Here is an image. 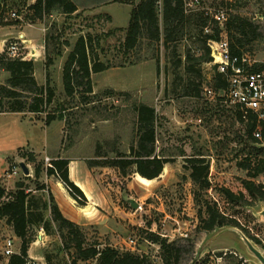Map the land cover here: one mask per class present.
I'll return each instance as SVG.
<instances>
[{
  "label": "rangeland",
  "instance_id": "374dc122",
  "mask_svg": "<svg viewBox=\"0 0 264 264\" xmlns=\"http://www.w3.org/2000/svg\"><path fill=\"white\" fill-rule=\"evenodd\" d=\"M141 1L116 0L119 6L105 5L98 9V13H111L114 18L108 14L66 15L56 10L43 21H34L27 16L31 0L9 2L0 12V28L6 30L9 26L17 25L22 30L26 27L28 30L39 29L43 32L45 29L46 34L52 33L54 36L51 48L56 46L62 51V56L57 57L51 71L57 95L48 110L62 111L65 115L63 149L66 153L94 158L99 143L112 157L116 149L129 152L136 140V116L132 109L135 101L154 106L161 116L158 150L169 162L160 178L148 180L136 174L128 180L113 169L102 168L93 170L96 178L88 175L87 187H107L111 196L119 199L120 208L104 211L107 220L104 228L100 229L97 225L84 228L87 245H99L101 248L110 245L148 256L152 264H166L160 246L148 240L147 232H156L181 248L179 264H256L236 234L226 232L217 237L228 226L211 233L199 229L200 215L206 209L205 199L210 203L217 202L226 216L236 218L250 232L249 238L264 253V219L257 214L264 208V202L253 207L233 205L222 199L217 192L220 187L236 192L242 189V179L247 175L239 166L247 153L244 150L247 149L244 127L236 118L233 108L208 100L203 93L201 98L193 99L180 98L170 92L174 78L172 61L162 43L150 44L143 41L141 48L125 54L123 43L127 28L121 29L118 26L128 24L131 3ZM203 1L210 8L217 5L229 7L232 13L247 16L260 25L263 37L250 48L249 54L254 60L264 62V23L255 20L256 15L264 14V0H244L245 6L237 10L222 4V0ZM12 10L20 12V21L9 17ZM107 33L111 34L105 36ZM88 34L101 37L96 51L102 61L111 63L114 67L93 76L92 102L84 104L79 94L75 99L67 97L62 84L61 67L79 37ZM186 47H191V43L184 41L179 44L178 53L184 55ZM40 70L46 75L45 67L40 68L39 73ZM215 73L213 63L204 65L207 84L214 83ZM8 77L7 72H1L0 83H6ZM124 93H129L131 97ZM44 116L46 114L39 117ZM3 121L6 123L8 120L3 116L0 123ZM24 121L23 134L26 138L36 140L41 156L58 150L62 138L60 122H55L48 128L40 118H36L33 123L28 118ZM199 154H203L201 157H205L210 164L211 188L203 191L202 198L198 201L195 192L199 189L191 180L188 159ZM42 159L38 157L37 162L32 163L33 181L37 164H44ZM87 165L83 162L80 170L88 174ZM23 179L24 176L20 173L14 180H2V184L9 191H14L16 183ZM258 181L264 184V174ZM39 183L46 184L44 173ZM32 188L36 189L35 182L32 183ZM34 192L44 197L48 194V191ZM130 199L138 204L137 208H133ZM247 230L246 233L243 231L246 235ZM13 231L8 222H0V264H8L10 259L3 255L4 243L8 237H13L15 248L20 253L21 241ZM31 234L35 241L30 253L38 259L29 258L28 262L38 260L41 264H46L45 251L56 253L59 248L64 247L58 233L49 235L43 228H35ZM252 237L259 239L260 243H256ZM130 238L136 240L135 246L129 244ZM62 255H65L68 264H74V250L62 251ZM230 255L234 258H228ZM174 263L175 260H172L171 264ZM77 264H97V261L79 260Z\"/></svg>",
  "mask_w": 264,
  "mask_h": 264
},
{
  "label": "trees",
  "instance_id": "16d2710c",
  "mask_svg": "<svg viewBox=\"0 0 264 264\" xmlns=\"http://www.w3.org/2000/svg\"><path fill=\"white\" fill-rule=\"evenodd\" d=\"M17 0H0V12L8 6L9 2ZM27 1V0H24ZM116 1V0H115ZM132 4L130 21L127 27L126 39L123 43L125 54L142 47L143 41L148 43H162L171 56L173 68V83L170 92L180 98L198 99L204 92L205 81L204 65L213 62L211 41L222 39L226 32L230 41L232 52L235 54H249L250 48L259 41L263 35L260 25L251 18L232 13L229 7L217 5L213 8L226 9L228 19L224 26L204 10L189 11L185 0H142ZM235 10L244 7V0H222ZM201 7H206L201 0ZM31 20L43 21L54 11L66 15L75 14L78 8L74 0H37L29 5ZM1 20V19H0ZM210 32H206V27ZM107 33L105 36H109ZM101 37L92 34L79 37L68 53L63 67L64 91L69 98L75 99L77 95L84 104H90L94 93L93 75L105 72L114 66L104 62L96 51ZM54 36L46 34V84L40 85L35 76L36 63L33 59H13L5 51L0 55V73L7 72L9 77L6 83H0V113L20 112L33 114H46V125L55 120H64L62 111H49L48 107L56 99V89L52 82L51 71L55 66L57 57L62 56L61 49L56 46L51 48ZM184 41L190 42L191 47H186L184 55L178 53V46ZM188 44V43H187ZM252 45V47H251ZM250 55V54H249ZM263 63L255 65L252 69L262 67ZM227 80L216 69L212 86L217 90L227 88ZM124 95L131 97L129 93ZM136 116V140L131 145L129 152L116 149L112 157L105 147L99 143L94 158L87 160L90 170L96 168L113 169L123 178L133 175L154 180L164 174L165 166L169 162L158 148L159 129L161 116L154 106L144 102L135 101L132 105ZM236 118L243 125L246 136V155L239 162L240 168L246 171V178L242 179V189L239 192L227 187H220L217 192L233 205L253 207L264 202V184L258 181L264 174V120H260L256 113L250 111L244 118L238 111ZM28 160L36 163L37 158L33 153L28 155ZM203 154L195 155L188 159L191 170V180L196 184V199L202 198V192L211 188L210 164ZM70 161L68 159H53L52 166L45 168L39 162L36 166L35 179L25 176L16 183L15 190L9 191L0 184V222L6 221L13 227L15 235L21 241L19 254L13 255L8 264H27L29 250L35 239L32 230L43 228L49 234L58 233L64 247L55 252L45 251L46 264H68L62 251L74 250L77 264L79 260L94 259L97 264H152L150 258L130 250H121L106 245H87L86 231L80 225L69 220L62 213L53 193L48 190L45 183L40 184L39 179L45 171L49 177H54L65 185L71 197L81 206L88 203L83 190L70 178ZM44 166V168H43ZM36 183V189L32 183ZM48 191L47 197L34 192ZM205 213H201V231L211 233L216 229L234 226L247 230L236 218L226 216L218 207V203H210L205 199ZM49 213V215H47ZM206 215V216H205ZM248 237H250V232ZM148 240L156 243L162 250L166 264H179L181 248L175 242L156 232H147ZM260 243L259 239H255ZM228 258H234L230 255ZM239 264V263H233Z\"/></svg>",
  "mask_w": 264,
  "mask_h": 264
},
{
  "label": "crops",
  "instance_id": "0c3cea01",
  "mask_svg": "<svg viewBox=\"0 0 264 264\" xmlns=\"http://www.w3.org/2000/svg\"><path fill=\"white\" fill-rule=\"evenodd\" d=\"M74 2L78 8V11L75 14L77 13L94 14L96 16H100L101 14H108L112 18H114V16L111 13H101V12L98 13V9L105 5L119 6V4L115 2V0H74ZM128 25L129 22L126 26H118V27L123 29V28H127ZM45 32H46L45 29L42 32L39 29L28 30L26 27L25 29L22 30L17 25L9 26L7 27L6 30L5 28H0V55L3 54L5 51H7L6 47L8 44L6 45V43H9V39L18 38L21 35L27 38V43L25 44L27 52L29 50H32L33 52L35 51L36 54V58L33 59L36 63L35 76L40 85L46 84L45 73L42 72L41 70L39 73V69L40 68L43 69L45 67V61H46ZM64 64L65 62L61 67L62 84H63ZM41 115L43 116V114ZM3 116L7 118L8 121H5L6 123H4V121L0 123V129H4L0 131V166H1L0 184H2V180H4L5 172L15 162L23 161L24 163H26L30 167V176H32L33 162L29 161L28 156H25L24 154L28 155L30 153H33L37 159L38 157L44 159V157L46 156L52 159H57V158L68 159L70 161V165H69L70 178L85 193L88 200L87 205L81 206L80 204H78V202L71 197L69 191L67 190V188L63 183H61L59 180H57L54 177H49L46 174V172H43L45 174V182L46 184H49V187H47L48 190H50L53 193L62 213L66 218L80 225L81 227H83V229L93 225L95 226L97 225L98 228L100 229L104 228L103 226L105 225V221H107L104 211L108 212V209H113V210L116 208L119 209L120 201L119 199H116L114 195L111 196L110 191L107 187H101L100 184H99L100 187H87L86 182L89 179L88 175L93 176L95 178L96 176L94 175V171L90 170L89 167L87 168L88 174L80 169L83 162H86L87 164V160L91 158L77 156L72 152L66 153L67 151L63 149V142H64L63 140H64V132H65L64 129L66 123L65 120H55L50 125H46L45 116L39 117L40 116L39 114L20 113V112L0 113V118ZM27 118L30 120L29 122L31 123H33L36 120V118H40L41 120L44 121L45 125L48 128L53 123L60 122L62 138H61L60 147L56 152H54L53 154H46L44 157L41 156L39 150L37 149L38 147L36 140L32 138L30 139L29 137L26 138L24 136L25 133L22 127H23V122H25L24 120ZM83 174L84 177L82 176ZM30 250H29V258L38 259L37 257L31 255Z\"/></svg>",
  "mask_w": 264,
  "mask_h": 264
},
{
  "label": "built area",
  "instance_id": "2783aa9c",
  "mask_svg": "<svg viewBox=\"0 0 264 264\" xmlns=\"http://www.w3.org/2000/svg\"><path fill=\"white\" fill-rule=\"evenodd\" d=\"M37 0H31V4ZM186 7L189 11L204 10L207 15L215 17V19L224 26L228 19L226 9L201 7V0H185ZM18 10L9 12V17L20 21L22 19ZM255 20L264 23V14L256 15ZM210 31V27H206V32ZM27 38L23 35L9 41L7 46V54L10 58L17 59H34L36 58L35 51H26L25 44ZM213 64L217 71L221 73L227 80V88L217 90L212 85H205L204 96L208 100L215 101L223 107L233 108L246 118L248 112L252 111L257 114L260 120H264V62L254 60L249 54H235L232 52L230 41L226 32H223L222 39L219 41H211ZM263 63L262 67L253 70L252 68ZM53 159L45 157L43 162L45 168L52 166ZM20 162L13 163L4 174L5 180H14L22 173L25 175ZM29 167V166H28ZM30 169V167H29ZM129 244L136 245V240L129 239ZM19 254L15 248L13 237H8L5 240L3 255L11 258L13 255ZM228 254V253H226ZM232 254V252H231ZM27 264H41L38 260H33Z\"/></svg>",
  "mask_w": 264,
  "mask_h": 264
},
{
  "label": "water",
  "instance_id": "95a60500",
  "mask_svg": "<svg viewBox=\"0 0 264 264\" xmlns=\"http://www.w3.org/2000/svg\"><path fill=\"white\" fill-rule=\"evenodd\" d=\"M21 167L25 175H30V169L26 163H21ZM133 208H137L138 204L135 203L133 199L129 200ZM257 214L264 219V208L257 212ZM229 232L236 234V237L243 243L248 254L256 261V264H264V253L262 250L238 227L228 226L223 228L218 234L217 237L222 236L224 233Z\"/></svg>",
  "mask_w": 264,
  "mask_h": 264
}]
</instances>
